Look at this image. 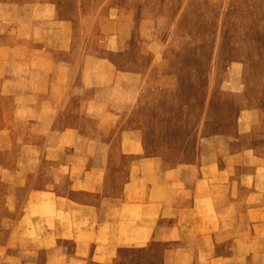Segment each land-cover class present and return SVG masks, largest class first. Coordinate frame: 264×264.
<instances>
[{
    "label": "rangeland",
    "instance_id": "1",
    "mask_svg": "<svg viewBox=\"0 0 264 264\" xmlns=\"http://www.w3.org/2000/svg\"><path fill=\"white\" fill-rule=\"evenodd\" d=\"M121 133L168 166L242 153L264 179V0H0V212L28 194L45 215L52 148Z\"/></svg>",
    "mask_w": 264,
    "mask_h": 264
},
{
    "label": "crops",
    "instance_id": "2",
    "mask_svg": "<svg viewBox=\"0 0 264 264\" xmlns=\"http://www.w3.org/2000/svg\"><path fill=\"white\" fill-rule=\"evenodd\" d=\"M108 139L56 147V164L52 148L33 190L45 215L25 213L28 194L0 212V264H264L260 163L202 148L168 166L135 134Z\"/></svg>",
    "mask_w": 264,
    "mask_h": 264
}]
</instances>
